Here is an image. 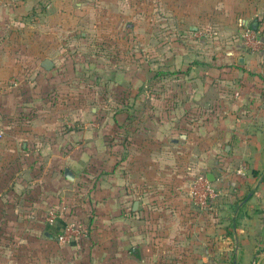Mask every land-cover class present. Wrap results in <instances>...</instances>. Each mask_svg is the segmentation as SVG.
<instances>
[{"label":"crops","instance_id":"crops-1","mask_svg":"<svg viewBox=\"0 0 264 264\" xmlns=\"http://www.w3.org/2000/svg\"><path fill=\"white\" fill-rule=\"evenodd\" d=\"M133 1L0 0V229L4 224H27L28 229L44 217L41 233L57 246L41 259L34 257L33 264H38L39 259L40 264H209L206 257L216 252L234 256L232 264H264V153H250V170H244L242 175L236 173V161L245 153H227V160L235 162L233 165L226 162L224 167H209L204 175L218 191L217 197L204 216L195 214L194 219H189L183 206L173 203L182 199L183 188H188L193 178L188 166L169 175L159 171L155 158L145 163L146 153H60L52 150L50 144L59 138L54 120L31 118L23 123L13 122L12 115L25 109V96L41 91L38 87L32 90L27 82L18 83L12 76H49L50 68L43 69L40 63L48 59L42 54L50 41L51 24L57 23L59 32L98 31L102 29L99 18L103 13L107 19L109 12L122 6L128 9ZM143 1L138 3L142 9L150 4ZM152 5L155 11L169 13L180 28L196 30L214 22L220 25L218 28L230 30L234 23L254 24L255 19L249 16L264 9V0H153ZM83 30L79 33L81 38L85 35ZM34 33H38L36 39ZM237 46L242 47L240 43ZM229 56L224 59L229 60L226 65L232 64ZM258 62L257 56H238L234 74L244 78L243 70L248 66L257 68ZM41 68L45 73H40ZM134 75L141 91L146 72L142 69ZM11 79L14 85L2 90ZM154 105L162 106L157 102ZM76 134L80 136L79 132ZM146 164L153 172H147ZM65 171L71 173L72 180L63 176ZM69 190L73 191L67 193ZM153 190L157 193L151 194ZM247 192L248 198L241 200ZM158 194L162 203L158 202ZM163 203H173V212L163 213ZM48 211H61L51 226L45 220ZM172 214L173 223L167 220ZM74 218L84 219V236L65 244L57 242L59 226ZM146 219L161 227L152 238L146 233ZM225 226L230 236L221 234ZM13 230L8 235L0 230V241L36 238L30 232L19 235ZM213 232L221 244L217 250L206 245L193 247L195 233L204 244V234L214 235ZM231 239L233 244L228 248L225 244ZM5 249L2 253H7ZM4 259L0 264H10Z\"/></svg>","mask_w":264,"mask_h":264},{"label":"rangeland","instance_id":"rangeland-1","mask_svg":"<svg viewBox=\"0 0 264 264\" xmlns=\"http://www.w3.org/2000/svg\"><path fill=\"white\" fill-rule=\"evenodd\" d=\"M143 2L150 4L142 9L138 5L141 0H134V5L128 9L122 6L109 12L107 19L103 13L99 18L102 29L98 31L59 32L57 23L51 24L50 41L42 54L52 61L47 71L49 76H12L18 83L27 82L32 90L38 87L41 91L25 96V109L12 115L13 122L23 123L31 118L54 120L59 138L50 143L52 150L60 153H146L148 158L144 162H152L155 158L163 174L175 175L188 166L193 177L204 175L209 167H224L226 162L233 165L235 162L227 160V153H245L236 161V168L250 170V153H264V9L249 16L255 19L254 30L263 41L260 52H251L237 46L240 32L245 27L250 28L248 24L234 23L230 30L218 28L220 25L214 22L196 30L180 28L169 13L155 11L153 0ZM81 30L85 31L82 38ZM37 36L38 33H34L33 38ZM234 46L237 48H232ZM228 50L234 54H227ZM242 55L260 58L257 68L248 66L243 70L246 71L244 78L233 71L237 68L236 57ZM226 56L231 57V65L225 64L229 62H225ZM142 69L146 78L139 91L138 78L134 74ZM42 71L41 68L40 73H45ZM10 84L7 81L2 90L14 85ZM155 102L162 106L158 108ZM16 149L21 150L17 146ZM146 166L148 173L153 172ZM183 189L182 199L173 202L174 205H182L189 219L195 214H205L206 209L199 210L189 204L188 188ZM156 196L162 203L160 194ZM173 203H163V213L173 212L170 209ZM173 217L172 214L167 220L173 223ZM43 218L42 222L30 225L31 229H26L27 224L17 227L4 224L0 230L7 235L16 228L12 232L19 235L30 232L36 238L1 240L0 260L5 258L10 264H33L34 257L41 259L54 251L57 245L48 242L41 233ZM146 220V233L152 238L161 227ZM71 221L85 232L84 219ZM181 230L184 232L183 228ZM166 233L169 235L168 228ZM209 233L204 234V244L195 233L193 247L206 245L217 250L221 246L216 242L217 234ZM221 234L231 235L226 226ZM232 244L231 239L225 246L230 248ZM5 247L7 253H2ZM206 258L209 264H232L234 260V256L217 252Z\"/></svg>","mask_w":264,"mask_h":264},{"label":"built area","instance_id":"built-area-1","mask_svg":"<svg viewBox=\"0 0 264 264\" xmlns=\"http://www.w3.org/2000/svg\"><path fill=\"white\" fill-rule=\"evenodd\" d=\"M241 46L251 52H260L263 48V41L259 38L257 32L252 28H243L240 32ZM9 83L14 84L13 81ZM236 173L242 175V168L236 169ZM218 191L212 183L203 174L194 176L188 186L189 204L199 210H205L209 204L217 197ZM61 212V211H60ZM60 212L48 211L45 217L46 222L51 225L56 217L60 216ZM85 232L74 221L64 223L60 232L55 234L57 242L65 244L72 239L84 236Z\"/></svg>","mask_w":264,"mask_h":264},{"label":"water","instance_id":"water-1","mask_svg":"<svg viewBox=\"0 0 264 264\" xmlns=\"http://www.w3.org/2000/svg\"><path fill=\"white\" fill-rule=\"evenodd\" d=\"M41 67L43 69H49L52 66V63L48 60V59H43L40 63ZM63 176L68 179V180H72V175L71 173H69L68 171H65L63 173ZM136 204V202H133V207Z\"/></svg>","mask_w":264,"mask_h":264},{"label":"trees","instance_id":"trees-1","mask_svg":"<svg viewBox=\"0 0 264 264\" xmlns=\"http://www.w3.org/2000/svg\"><path fill=\"white\" fill-rule=\"evenodd\" d=\"M255 24H256V23L251 24V25H249V27L252 28V29H254ZM254 172H255V171H251L252 174H254ZM245 198H248V195H247V194L244 195V196L241 198V200H242V199H245ZM53 224H54V223H53ZM51 225H52V224H51ZM51 225H50V226H51ZM63 225H64V223H63L62 225L59 226L58 231H57L56 233L60 232V230L62 229Z\"/></svg>","mask_w":264,"mask_h":264}]
</instances>
